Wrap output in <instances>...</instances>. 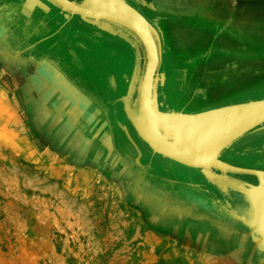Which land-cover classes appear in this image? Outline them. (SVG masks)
<instances>
[{
  "label": "rangeland",
  "instance_id": "374dc122",
  "mask_svg": "<svg viewBox=\"0 0 264 264\" xmlns=\"http://www.w3.org/2000/svg\"><path fill=\"white\" fill-rule=\"evenodd\" d=\"M246 1L256 9L264 6V0H157L140 4L139 9L162 40L161 110L193 114L264 99V35L250 34L264 33V19H253L255 15L248 13V22L242 26L248 41L236 27L226 24L228 13L243 12ZM261 16L264 18V11ZM240 17L237 13L236 19L242 20ZM75 25L86 24L75 21ZM90 28L80 30L85 35H73L75 41L69 48L78 56L77 43L87 41L86 35L93 31ZM231 32L249 47H239L238 40L232 39L228 41L232 47L224 46L221 36ZM132 41L137 50L139 45ZM113 44L109 41L108 47H99L103 58L94 55L83 67L79 65L75 75L79 91L85 85L81 77H88L94 110L109 114L94 115L87 128L79 118L62 131L63 117L61 123L60 119L50 123L47 131L37 130L18 96L17 84L0 74V264H264V246L249 226V217L244 218L249 216V200L242 191L231 188L237 182L214 177L226 185L224 190L199 169L155 152L131 123L154 163L169 168L146 172L137 163L138 171H134L132 157L115 147L111 113L115 105L122 108L116 98L123 88L116 95L111 77L115 73L114 77H119L123 70L128 79L131 74L129 63L120 70L109 57ZM106 69L114 74L108 76ZM134 87L136 91V80ZM74 97L66 104L72 115L79 110L75 106L79 100ZM235 151L238 156L232 154ZM229 157L249 165L260 161L264 166V125L220 155L225 160ZM251 170L260 172L264 180V172ZM235 175L259 179L258 175ZM244 185L247 189L257 186ZM206 190L211 194H203ZM223 193L232 203L215 198ZM241 203L246 210L243 215L221 211L236 214L231 204L240 207ZM183 205L189 210L186 215L180 212ZM208 211L220 221L206 219ZM214 241H223L228 249L218 248Z\"/></svg>",
  "mask_w": 264,
  "mask_h": 264
},
{
  "label": "flooded vegetation",
  "instance_id": "af4514ba",
  "mask_svg": "<svg viewBox=\"0 0 264 264\" xmlns=\"http://www.w3.org/2000/svg\"><path fill=\"white\" fill-rule=\"evenodd\" d=\"M44 1V0H42ZM74 1L77 4H81L83 0H70ZM222 0H218V3H221ZM126 2L138 10L141 14L142 11L139 9L140 4H149L148 2L144 0H126ZM247 4L245 5V9L243 12H230L227 15L228 21L226 24L229 26H234L233 28H237L236 32L239 34H244L247 37L246 33H244V30L242 29L243 25L248 22L246 19V16L249 14H252L254 17L253 19H258L262 18L261 12L264 11V6L255 8L252 7V4H250L249 7V2L246 1ZM250 9V10H249ZM253 9V11H252ZM239 13L241 16L240 19H236V15ZM259 13V15L257 14ZM50 13H46L42 10H36L33 17L29 21V25H34L36 29L32 28L29 31V39L28 41L30 42L31 36L32 37H39V35H42L45 33L44 26L47 23V20L50 18ZM145 16V15H143ZM239 17V16H238ZM62 24L58 30L55 31V38H53L50 41V45L47 47H42L40 43L45 42L46 38L43 37L41 38L38 42L34 45L33 47H10V49L7 50H2L0 48V68L7 66V70H5V77L9 79V81L12 84H17L18 87V96L20 97L22 104L30 118V122L34 127H37V130L40 131H47V128L50 123L54 121H58L60 119V123L62 121V124L60 125V129L62 131H67V127L73 126L75 123H78L79 118L81 119V122L84 126H87L90 124V122L93 119V116H99L100 114H105L106 116H109V114L105 113L102 109L101 110H94V100L93 98L89 95V80L88 77L82 78V82L84 87H82L79 91L78 89V82L76 80V74L78 73L79 70V65L82 66L84 62H89L88 59L93 58L94 55H98L101 59L103 58L102 53L99 49V47H108L109 40L110 38L112 39V42L115 43V45H111V47L114 48L111 52H109V57H113L112 60L118 65H121V63H129L128 66V73L131 74L130 78L126 77L124 73L118 77V82H114V79L112 77L111 83H112V89L116 93H119L121 91V94L118 98H116L117 102L116 104H119L120 107L117 109L115 105L114 109L111 113V116L114 121V128L112 129V137L114 145L117 149H121L123 154L130 158L132 157V163L134 164V171H138L137 169V163H140V166L146 169L147 171H155V170H160L161 168H169L167 165L164 164H156L154 163L153 158L151 155H149L150 150L149 148L147 149V146L138 139V135L136 134L135 130L131 126L130 122L127 119L126 113H125V104L124 102H120V98L126 96L128 94L129 88L132 84L133 80V75L137 74V70L135 71L136 63L137 67L142 65L143 62V57H142V51L139 43L136 41V39L133 37V35L128 32L127 30L120 28L116 25H108L107 31L108 33H104L102 30L107 23L103 22H97L93 23L92 21H87L82 19L80 16L74 15V16H68L67 13H62L61 18ZM240 20V21H238ZM73 22L75 24V21L80 22L82 24L90 25L91 28L93 29L92 33L90 35H86L87 44H78L79 46V53L81 56L76 55L71 49H68V52L66 53V47L62 49L64 41L66 40L65 35L69 32L64 28V25L68 24L69 22ZM238 24L240 26H238ZM82 26V25H76L78 28L74 29L75 31H72L70 34L76 35L80 32L82 28H90L89 26ZM249 25V24H248ZM239 27V28H238ZM90 28V29H91ZM100 28V29H99ZM254 28V27H253ZM91 29V30H92ZM239 30V31H237ZM110 33L116 34V36H110ZM83 34V33H82ZM251 36L253 35H264L263 32H256V33H250ZM34 35V36H33ZM85 35V34H83ZM122 37H120V36ZM52 36V35H50ZM54 36V35H53ZM52 36V37H53ZM237 33H230L229 35H224L222 34L221 40H225L226 43L224 46L226 47H232L229 45L228 41L230 40H238V45L239 47H249V44L243 43L239 37H237ZM51 37V38H52ZM132 37V38H131ZM50 40V37L47 39L46 43H48ZM137 42L138 49L136 50L135 43L133 41ZM63 43V44H62ZM83 44V45H82ZM89 44V45H88ZM223 46V47H224ZM163 48V46H162ZM55 57L54 59H51V57ZM85 57V58H82ZM81 57V58H79ZM105 61V60H104ZM103 61V62H104ZM162 63H163V58H162ZM104 65V64H103ZM122 67V66H121ZM136 67V69H137ZM162 68V66H161ZM81 69V68H80ZM136 72V73H135ZM160 74H162V71L160 69ZM124 76V78H123ZM138 77H140V72L138 71ZM137 84V83H136ZM134 85V83H133ZM132 91V96H130L129 101H128V107H134V100L136 97V94L133 95ZM162 87L159 86L158 92H159V98H161L162 94ZM74 97L76 100L78 99L79 101L76 102V107H79V110H77V113L75 115H72V108L69 107L67 104L70 103L71 97ZM78 103V104H77ZM108 105L110 106V102L107 101ZM123 119L121 120V118ZM56 119V120H55ZM41 122V123H40ZM43 122H45L43 124ZM63 122H65L63 124ZM43 124V125H42ZM42 126V127H41ZM124 127L127 128L129 134L132 136L131 143L127 140ZM59 129V130H60ZM67 129V130H66ZM83 131L88 132V129H84ZM86 141H89V138H85ZM128 141V142H127ZM122 143L124 145L121 147ZM234 156H238L239 153L238 151L232 153ZM230 158V157H229ZM249 159L248 157H246ZM221 160L229 163L230 165L236 166V167H242V168H247V169H255L264 172V166L261 165V162L259 161L257 164H251L249 165V162L244 163H238L237 161H234V159L230 158L227 160L221 158ZM260 163V164H259ZM140 167V168H141ZM142 168V169H143ZM199 173V171H198ZM217 174L221 175L222 179H228L231 180L232 182H237L241 184H258V180L255 177H245L241 175H235L231 173H220L216 171ZM200 174V173H199ZM201 175V178L203 179V175ZM141 182H144L142 180ZM205 190V189H202ZM152 192V191H151ZM210 193V190H206L203 192V194ZM172 194V193H169ZM200 195V197L204 195ZM181 197L183 199H186L185 192H182ZM213 195V194H212ZM214 196V195H213ZM217 200L221 199L224 201V203H232L230 200V196L227 195V193H223L220 198L215 197ZM169 201V199H167ZM201 200V199H200ZM172 201V199H170ZM234 203V202H233ZM232 207H234V210L236 209L237 213L235 212L230 213L225 210H221L218 208V210H221L229 215L232 216H240L243 215L245 210L244 205L237 206V204H231ZM217 208V207H216ZM241 210V212L239 211ZM180 212L182 214L186 215L189 213V210L185 205H183L180 209ZM207 217L206 219L211 220L216 218V214H214L211 211L207 212ZM216 220V219H215ZM220 221V219L216 220ZM229 227H233L231 224L228 225ZM234 229V227H233ZM233 235H236V231L233 232ZM216 246L218 248H224L228 249L225 244H223V241L215 242ZM230 246V244H227ZM222 246V247H221Z\"/></svg>",
  "mask_w": 264,
  "mask_h": 264
},
{
  "label": "water",
  "instance_id": "95a60500",
  "mask_svg": "<svg viewBox=\"0 0 264 264\" xmlns=\"http://www.w3.org/2000/svg\"><path fill=\"white\" fill-rule=\"evenodd\" d=\"M47 1L71 16L77 15L93 23L107 22L103 29L108 30L110 24L123 28L139 43L143 62L139 68L136 63L137 74L133 75L132 84L135 80L137 83L136 91L134 89L133 92V95L136 94L134 107H128L133 91L132 84L128 94L121 100L125 104L128 120L152 150L186 167L199 169L209 181L219 187L222 186L224 190L227 189L226 185L214 180V177L222 178L215 171L251 174L257 177L253 170L230 165L221 160L220 155L236 140L264 125V99L193 114L163 111L160 109L158 94L163 81L160 74L163 58L162 40L158 30L143 14L125 0H83L81 4L70 0ZM123 129L133 142L127 128ZM188 129L196 133L195 138L188 136ZM258 181L257 186L250 185L249 189L241 183L232 184L231 188L239 189L249 200V216L244 218L249 217V226L259 235L258 243L264 246V202L260 201L258 195L264 192V185L261 187L260 179Z\"/></svg>",
  "mask_w": 264,
  "mask_h": 264
},
{
  "label": "crops",
  "instance_id": "0c3cea01",
  "mask_svg": "<svg viewBox=\"0 0 264 264\" xmlns=\"http://www.w3.org/2000/svg\"><path fill=\"white\" fill-rule=\"evenodd\" d=\"M146 1L157 2V0ZM37 9L42 10L46 13H50V18L47 20V23L44 26L45 29L43 30H45V33L39 35V37L31 36V40L29 42V31L32 28L36 29L37 27H35L34 25H29V21L31 20ZM62 13L64 12L61 9H59L47 0H0V48L2 50H7L10 49V47H33L32 45L39 43L38 41L43 37H45L46 40L45 42L40 44L42 45V47H47V44L49 46L50 41L55 38V31L58 30V28H60L62 24V20L60 19ZM68 16L71 15L68 14ZM64 28L69 31L65 35L66 40L64 41V44L62 43V47H67V53L68 49H70L69 47H72V44H74L73 42L75 41L73 37V34L75 32H73V34L70 33L72 31H75L74 29H77L78 27L70 21L68 24L64 25ZM50 35L54 36L52 37ZM49 37L50 40L48 43H46ZM109 41L112 42V39L110 38ZM29 43L32 45L28 46ZM83 44H86V41ZM54 58L55 57L53 56L51 57V59ZM124 64L125 63H121V65H116L124 66ZM5 70H7V66L0 68V74H2V76H5ZM106 70L107 72L105 73L108 76L114 74V71L112 72L111 70ZM120 70H122V67ZM115 74L118 75V73ZM115 74L112 75L114 81L118 78L117 76L114 77ZM166 92L167 91L165 90V93Z\"/></svg>",
  "mask_w": 264,
  "mask_h": 264
},
{
  "label": "bare ground",
  "instance_id": "6f19581e",
  "mask_svg": "<svg viewBox=\"0 0 264 264\" xmlns=\"http://www.w3.org/2000/svg\"><path fill=\"white\" fill-rule=\"evenodd\" d=\"M103 12V11H102ZM118 12H120L121 14H122V12L121 11H118ZM187 134H188V136L190 137V138H195L194 137V135L196 134L195 132H193V130L191 131V130H187ZM252 172H254L256 175H258L259 176V179H260V183H261V187H263V185H264V180H263V178L260 176L261 174H260V172H258V171H252ZM259 195V199H260V201H262V202H264V192L263 193H259L258 194ZM163 256V255H162Z\"/></svg>",
  "mask_w": 264,
  "mask_h": 264
}]
</instances>
